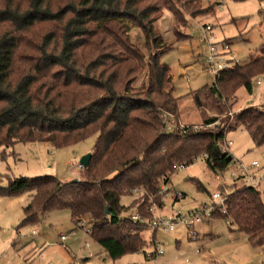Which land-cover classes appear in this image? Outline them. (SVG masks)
<instances>
[{"label":"trees","instance_id":"trees-1","mask_svg":"<svg viewBox=\"0 0 264 264\" xmlns=\"http://www.w3.org/2000/svg\"><path fill=\"white\" fill-rule=\"evenodd\" d=\"M53 1L27 0L25 7L12 1L1 7L0 0V24L10 29L0 35V158L18 144H51L60 149L97 135L92 158L78 182L41 175L9 179L3 186L0 175V198L31 192L17 231L38 225L49 213L68 210L75 227H88L87 235L117 261L147 247L142 237L147 226L136 223L130 212L149 219L152 206L162 208L164 198L159 194L163 186L170 185L177 166L186 168L203 158L215 174L226 170L234 159L227 135L240 128L248 131L258 147L264 145V106L246 107L216 131L208 128L218 125L219 118L204 117L200 97L204 91L213 95L218 111L224 113L229 96H236L240 88L252 94L254 81L264 76V44L257 57L222 70L211 85L191 93L198 109L203 110L200 128L173 125L168 131L164 114L179 117L180 108L170 89L171 68L162 62L171 49H164L163 37L150 18L156 8H139L147 0H79L54 11ZM157 1H163V9L174 14L169 0ZM51 22L63 24L59 35L46 37L37 57L22 58L24 34L38 23ZM116 22H122V28ZM127 23L145 34L150 52L147 62L127 41ZM145 65L147 81L134 88ZM56 69L59 76L53 74ZM225 92L229 94L226 98ZM235 185L225 190V207L214 217L224 220L231 232L243 233L253 246L261 247L262 192L257 186ZM140 189L142 193L136 194ZM124 196H133L131 206L122 204ZM19 241L12 247H18Z\"/></svg>","mask_w":264,"mask_h":264},{"label":"rangeland","instance_id":"rangeland-1","mask_svg":"<svg viewBox=\"0 0 264 264\" xmlns=\"http://www.w3.org/2000/svg\"><path fill=\"white\" fill-rule=\"evenodd\" d=\"M1 1L4 5L1 7L12 1L25 7L27 0ZM78 1L54 0L52 8L56 11ZM151 6L157 10L150 13L154 30L162 35L164 49H171L162 57V62L171 68L170 89L172 96L178 99L180 108L179 117H171L174 126L177 125L180 129H197L203 125V119L211 116L218 117L219 121L218 125L208 129L217 131L224 128L225 122L229 125L232 122L230 117L236 116L246 107L264 106V76H259L254 81L252 94L245 88H240L236 96H229V104L222 107L227 113H220L217 100L204 91L200 95L204 105L202 111L206 114L203 118L202 111L191 97L193 91L211 85L214 80L205 64L208 48L199 43L201 30L211 26L218 42L223 44L227 40L232 43L231 51L238 64H246L251 56H258L260 47L264 44V0H169V7L175 10L174 14L173 11L163 9V1L147 0L139 8ZM115 24L122 28V22ZM127 24L130 30L126 34L125 30L120 32L125 34L132 46L145 55L147 62L150 52L146 48L145 34L139 27ZM61 25L63 24L59 22L38 23L26 32L23 36L26 46L22 48V58L31 60L37 57V49L41 50L50 34L58 36ZM9 30L8 25L0 24V35ZM100 49L107 53L112 52L109 49ZM84 57L86 61V55ZM146 66L143 74L134 82V88L139 89L146 83ZM59 71L56 69L53 74L59 76ZM259 79H262L261 85L257 84ZM228 95L224 93L225 98ZM96 139L97 135H94L74 146L60 149L51 144H18L13 149L14 152L11 149L5 150L1 155L5 160L0 158V175L3 180L1 185L7 186L9 179L41 175H54L64 182L82 179L84 170L77 165L83 156L92 154ZM227 141L232 142L229 150L238 163L241 162L247 167H251L253 162L259 163V167L253 169L252 173L261 180L257 187L262 192L264 201V145L258 147L248 131L241 128L230 132ZM235 168L232 163L226 170L215 174L209 169L206 160L200 158L192 166L176 171L167 186L168 191L159 194L164 198L163 207L152 206L149 220L170 217L181 212L188 213L204 203L211 204L214 193L220 192L226 196L225 190L229 191L234 187L232 185L236 184L237 188L244 187L242 181L232 178ZM201 185L206 191L202 190ZM220 187L224 189L221 191ZM174 192L185 197L176 202ZM30 195L31 192H24L15 198H0V264H73L74 261L78 264H264V245L253 246L243 233L230 234L226 222L217 217L195 224L194 234L182 225L170 233L158 231L155 244L152 243L153 230L146 227L142 237L147 242V247L139 253L126 254L114 262L91 237L75 227L68 210L49 213L38 225L25 226L17 231L16 228L23 218V208ZM121 202L129 207L133 203V196H124ZM130 213L132 216L138 215L137 211ZM209 222L214 223L208 226ZM60 235L69 237L65 244H62ZM18 239L21 241L18 242L19 246L13 248L12 243ZM87 242L90 243V248L86 247ZM158 244L164 248L165 254L155 259L148 258V254L159 248ZM67 251H72L70 257Z\"/></svg>","mask_w":264,"mask_h":264},{"label":"built area","instance_id":"built-area-1","mask_svg":"<svg viewBox=\"0 0 264 264\" xmlns=\"http://www.w3.org/2000/svg\"><path fill=\"white\" fill-rule=\"evenodd\" d=\"M199 43L204 44L208 48V53L205 56V64L209 67V71L212 74L214 80L219 76V73L227 68H234L238 63L237 60L233 56V52L231 51V45L223 42L220 43L216 40V37L212 31L211 26H206L201 30V35L199 36ZM257 84H262V79L257 80ZM172 115L165 113L164 114V123L165 127L168 131H172V127L174 123L171 120ZM228 147L232 145V142L227 143ZM236 166V171L232 174V178L238 181H242L245 186H258L260 185L261 180L258 179L256 175L252 173L253 169L259 167L258 162H253L251 167H247L241 162L238 163L235 159L232 162ZM231 163V164H232ZM81 170H84V167L79 163L77 165ZM184 169V166H177V171ZM168 191L167 186H163L161 192ZM136 194H141L142 190H136ZM168 195V193H167ZM166 195V196H167ZM175 201L182 200L185 196L181 193L174 192ZM226 196H223L220 192L214 193L211 196V204L204 203L200 207L189 211L188 213H178L174 214L170 217L165 218H153L149 220L148 218H143L142 216L133 215L132 219L136 223H140L142 225H146L149 229L153 230L154 233L158 231L170 233L173 232L178 226L182 225L187 227L192 233L194 232V225L197 223H201L205 220L214 219V214L216 212H220L225 207ZM224 212V211H223ZM148 220V221H147ZM82 226L85 234L90 233V229L84 224H80ZM194 234V233H193ZM69 237L67 235H61L60 240L62 244L67 242ZM159 248H156L153 253L148 254V258L155 259L165 254V250L158 244ZM86 247L90 248V243H86ZM78 264V263H77Z\"/></svg>","mask_w":264,"mask_h":264},{"label":"water","instance_id":"water-1","mask_svg":"<svg viewBox=\"0 0 264 264\" xmlns=\"http://www.w3.org/2000/svg\"><path fill=\"white\" fill-rule=\"evenodd\" d=\"M91 158H92V154H87L85 156H83L80 160V164L84 167V168H87L90 164V161H91ZM73 182H78V180H74Z\"/></svg>","mask_w":264,"mask_h":264},{"label":"crops","instance_id":"crops-1","mask_svg":"<svg viewBox=\"0 0 264 264\" xmlns=\"http://www.w3.org/2000/svg\"><path fill=\"white\" fill-rule=\"evenodd\" d=\"M172 20V19H171ZM23 219V218H22ZM214 223V222H213ZM213 223L212 222H209L208 224V226H212L213 225ZM226 225L228 226V224L226 223ZM229 230V232H230V234H236V233H234V232H231V230L230 229H228ZM61 236V235H60ZM144 239V238H143ZM145 240V239H144ZM90 247H91V245H90ZM71 254H72V251H67V255L70 257L71 256ZM115 262V261H114ZM105 264H107V263H105Z\"/></svg>","mask_w":264,"mask_h":264}]
</instances>
